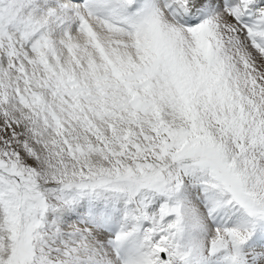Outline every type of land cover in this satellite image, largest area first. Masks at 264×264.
I'll return each instance as SVG.
<instances>
[{
	"label": "snow or ice",
	"instance_id": "6c2138e0",
	"mask_svg": "<svg viewBox=\"0 0 264 264\" xmlns=\"http://www.w3.org/2000/svg\"><path fill=\"white\" fill-rule=\"evenodd\" d=\"M0 264H264V0H0Z\"/></svg>",
	"mask_w": 264,
	"mask_h": 264
}]
</instances>
